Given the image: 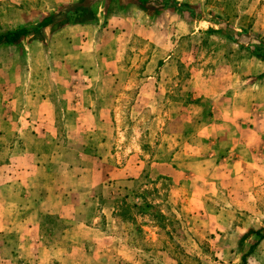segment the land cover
I'll return each mask as SVG.
<instances>
[{"label": "crops", "instance_id": "0c3cea01", "mask_svg": "<svg viewBox=\"0 0 264 264\" xmlns=\"http://www.w3.org/2000/svg\"><path fill=\"white\" fill-rule=\"evenodd\" d=\"M78 1L0 0V32L36 27L49 14L56 21L63 6ZM95 1L91 23H49L16 43L0 45V250H31L34 264L52 263V251L64 256V264H144L128 232L122 237L111 231L124 221L119 215L122 199L127 207L150 206L135 190L141 175L151 184L165 180L187 187L186 210L191 215L201 210L206 219L212 217L206 213L212 195L216 200L222 193L237 205L246 202L251 185L264 186V59L246 50L264 48V0L242 7L257 11L251 45L240 40L239 28L227 40L219 38L213 52L219 64L212 69L192 64L186 88L191 98L172 100L165 98L169 90L163 65L175 67L179 75L183 58L176 54L182 42L188 41L184 52L195 61L193 49L201 45L192 39L208 30L224 32L218 29L228 22L215 16L227 0ZM135 40L160 52L145 57L150 62L156 57V66L141 68V81L132 87L120 79L125 59L137 55L132 54ZM224 44L226 50L220 49ZM218 76L222 85L212 93ZM246 84L252 93L244 99L239 89ZM133 89L131 112L165 108L163 115L179 127L163 138L181 139L182 133L197 149L195 161L186 159L179 167L181 161L154 157L157 152L167 155L164 148L148 152L141 144L119 145L123 134L116 126V101ZM160 90H166L161 103L156 100ZM199 169L202 177L195 176ZM232 222L230 217L218 230L228 232ZM10 236L15 244L7 242ZM47 252L50 258H41ZM7 262L0 256V264ZM246 264H264V239Z\"/></svg>", "mask_w": 264, "mask_h": 264}, {"label": "rangeland", "instance_id": "374dc122", "mask_svg": "<svg viewBox=\"0 0 264 264\" xmlns=\"http://www.w3.org/2000/svg\"><path fill=\"white\" fill-rule=\"evenodd\" d=\"M247 1L249 2L247 3ZM245 3L253 8L257 0L224 1V11L219 10V13L215 17L219 16L218 19L223 18L228 22V25L225 23L226 25H223L224 28L218 29L223 30V33L206 32L199 35V38L194 37L192 39L195 46L197 44L201 45L199 50L193 49V51L197 52L196 56H198L195 57V61L190 58L189 52H184L187 50L188 41L181 43L179 51L176 54L183 58L180 74L176 75L175 67L168 64L163 65L165 71V75L163 76L164 82L169 90L165 98H167V95L169 100L178 97L180 99L191 98L186 89L189 81L188 70L192 64L196 63L208 69H212L219 64V59H216V56L213 57V52L215 53L218 50L217 46L220 44L217 41L219 38L227 40L226 36L232 34L236 28L240 30L237 32V35L245 43L249 42V37H255L257 32L250 29L254 19L257 18V11H242ZM203 13L205 14L207 11L203 9ZM255 28L259 27L256 26ZM243 33L247 34V37L242 36ZM207 37H211L212 40L208 44H206ZM250 43L248 45H251ZM242 44L244 46V43ZM134 47L136 48L132 51V54L136 53L137 55L136 57L125 59L123 64L125 73L120 79L121 83L133 84L132 87L141 81L140 77L142 76L138 75V71L140 73L141 68L147 66L154 68L156 66V57L158 52H160L158 48L145 49L146 46L136 40L134 41ZM246 47L248 46L244 48ZM223 48L226 50L225 44L220 47V49ZM227 48L229 50L231 48L235 49V47ZM149 54L156 55L151 62L150 58L147 60L145 58ZM239 59L235 58L233 61L238 60L240 62L241 60ZM221 77L218 76L215 81L212 80L210 92H217V85H222L219 83ZM262 82L264 84V80ZM247 85L239 89L244 99L250 98L252 93L250 92L249 95L248 91H252V89ZM165 91L160 90L157 92L156 100L159 103L163 101L162 97ZM135 95V89L125 90L121 96H118L119 99L116 101L118 108L115 112L119 114L120 118L116 126L118 131L123 134L119 145L137 147L141 144L147 148L148 152L164 148L167 155H164V153L161 155L159 154L160 152H157L154 154V157L159 159L170 157L174 162L181 161L179 162V167L182 166V162L186 159L189 162L195 161L194 155L196 153L194 152L197 149L188 140H185L181 133L183 131L180 132L181 139L171 140L163 138V135L169 136L171 134L170 130L175 133L179 127L178 122L169 121L168 115H163L165 108L157 105V107H148L144 110L141 109L142 111L135 109L131 112L129 104L133 101ZM260 96V100L264 99V90ZM185 113L189 115V109H186ZM112 139L116 140L113 137ZM127 147L125 149H129ZM155 147L156 149H154ZM177 148H179L178 154L171 155V152L176 151ZM124 158L125 154L123 153L120 156V160H124ZM200 170L198 172L195 171L196 177H202ZM253 171H251V177H254ZM210 174L212 175V172ZM214 175L215 177L219 176V173L216 171ZM190 177L193 178V176ZM152 183L143 175L135 183L137 194L145 196L150 206L147 208L141 205L138 207H127L122 199L119 203V215H121L124 221H120V226L114 225L111 227V231L119 232L122 237H125L123 232L126 233V236L128 232L131 244L137 247L138 261L140 260L144 264H240L242 254L247 251L245 248L247 245L254 243L256 238L251 234L249 238L243 239V234H248L249 231L264 227V186L251 185L247 193L246 202L237 205L234 201L230 202L222 193L217 195L216 200L214 198L215 195H212V200L207 201L208 208L206 210V213L209 212L211 214L209 217H212L206 219L202 216L201 210V214L198 215H191L186 210L187 195L190 191L187 187L170 186L165 180H159L157 183L152 181ZM122 197L123 192L119 195V198ZM236 206L245 207V209H238ZM128 216H131V218L129 219ZM230 217L233 218V222L228 232H225L226 229H223V231L218 230L221 224L226 225L228 223ZM46 223L53 224V220H46ZM246 228L247 231L245 232ZM52 238L53 235L50 239ZM8 239L7 242L16 243L14 236H10ZM62 244L66 245L65 243ZM230 246L235 247V251L230 250ZM33 253L31 250H0V256L10 262L4 264H34L36 260L34 257L36 255L33 257ZM41 258L47 260L50 256L47 252V257L45 254ZM41 258L38 257L37 260L40 261ZM56 259L58 261H55ZM64 260V256L60 252L52 251V263L50 262V264H64Z\"/></svg>", "mask_w": 264, "mask_h": 264}, {"label": "trees", "instance_id": "16d2710c", "mask_svg": "<svg viewBox=\"0 0 264 264\" xmlns=\"http://www.w3.org/2000/svg\"><path fill=\"white\" fill-rule=\"evenodd\" d=\"M97 1L95 0H79L77 3L72 5L63 6L61 10H59L57 17L55 18L56 21H53L54 17L53 14H49L47 17L41 19L38 22L36 27H19L16 29H11L7 31L0 32V45L2 44H13L18 42L19 40L23 39L25 36L35 33L38 29L45 27L49 23H91L95 20V5ZM208 33H220V31L215 32L212 30H208ZM223 33V32H221ZM227 35V34H226ZM229 36V35H227ZM263 46H255L254 50L252 51L250 48H246L247 51L252 52L257 57L264 59V50ZM250 233V234H249ZM253 234L256 238L254 243H252L249 249L244 252L241 256V263L246 264L247 257L251 252H253L254 248L260 243L261 240L264 239V227H260L256 230L249 231L248 234H243V239L249 238V236Z\"/></svg>", "mask_w": 264, "mask_h": 264}]
</instances>
